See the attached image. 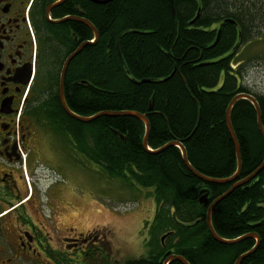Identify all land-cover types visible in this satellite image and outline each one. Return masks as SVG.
<instances>
[{
	"label": "trees",
	"instance_id": "1",
	"mask_svg": "<svg viewBox=\"0 0 264 264\" xmlns=\"http://www.w3.org/2000/svg\"><path fill=\"white\" fill-rule=\"evenodd\" d=\"M88 3L93 6L89 14ZM80 6L99 39L69 64L64 86L68 107L82 117L140 113L150 123L147 151L143 121L104 115L83 123L65 113L55 92L63 132L72 134L78 150L109 177L149 190L154 198L156 211L147 226L149 253L126 264H164L168 252L190 264H234L256 239L222 245L212 237L206 214L213 200L264 160L252 102L239 99L231 111L242 161L237 180L206 183L187 168L178 146L158 151L177 141L200 174L227 179L236 173V148L226 124L231 100L241 93L254 96L264 127V93L244 84L246 68L237 58V50L264 24V0H85ZM74 29L94 40L88 26ZM205 193L207 202L201 203ZM211 221L226 240L257 234L259 247L241 264H264V168L219 202Z\"/></svg>",
	"mask_w": 264,
	"mask_h": 264
},
{
	"label": "flooded vegetation",
	"instance_id": "2",
	"mask_svg": "<svg viewBox=\"0 0 264 264\" xmlns=\"http://www.w3.org/2000/svg\"><path fill=\"white\" fill-rule=\"evenodd\" d=\"M80 1L0 0V264H110V239L73 225L61 179L60 143L74 146L55 92L67 57L93 41L74 29L91 23Z\"/></svg>",
	"mask_w": 264,
	"mask_h": 264
},
{
	"label": "rangeland",
	"instance_id": "3",
	"mask_svg": "<svg viewBox=\"0 0 264 264\" xmlns=\"http://www.w3.org/2000/svg\"><path fill=\"white\" fill-rule=\"evenodd\" d=\"M254 36L253 41L237 50V58L246 68L244 84L255 93H264V27L258 28ZM62 134L64 137L65 133ZM72 143L74 151L71 142L61 141L60 158L62 186L77 209L76 213L72 212L73 225L80 230L87 227L89 231L95 230L93 234L101 235L104 241L105 235L110 239L106 248L110 252V264H126L147 256V226L156 211L151 191L109 177L78 150L76 140ZM97 246L101 247L102 243Z\"/></svg>",
	"mask_w": 264,
	"mask_h": 264
},
{
	"label": "water",
	"instance_id": "4",
	"mask_svg": "<svg viewBox=\"0 0 264 264\" xmlns=\"http://www.w3.org/2000/svg\"><path fill=\"white\" fill-rule=\"evenodd\" d=\"M95 2L97 3H105V2H108L110 0H94ZM75 18H72V17H68V18H64L60 21V23H64V22H67L69 20H74ZM80 22H84L93 32H94V38H95V42L99 39V32L98 30L96 29V27L89 23L88 21H85V20H82V19H79ZM233 23H235L233 21ZM220 33H221V30H219V33H218V37H217V41L220 37ZM92 43V42H91ZM88 43H83L81 44L78 49H76L73 53H71L67 59L65 60L64 62V65H63V69H62V72H61V78H60V85H59V99H60V103H61V106L63 108V110L65 111V113L70 116L71 118H74L80 122H83V123H89V122H92L94 121L95 119L101 117V116H124V115H129V116H133V117H136L138 118L139 120L143 121L145 123V126H146V134H145V138H144V141H143V146L145 147V149L147 151H150V149L148 148V137H149V133H150V123L147 119V117L145 115H142L140 113H134V112H121V113H115V112H103V113H99V114H96L95 116H92V117H82V116H79V115H76L74 112H72L70 110V108L68 107L67 103H66V100H65V95H64V86H65V77H66V72H67V69L69 67V64L70 62L73 60L74 57H76L82 50L83 48L87 45ZM239 99H247L249 101L252 102V104L254 105L255 107V110H256V113H257V124H258V128H259V131L264 139V127H263V124H262V112H261V109L259 107V104L256 100V98L254 96H252L251 94H246V93H241V94H238L237 96H235L229 106H228V109H227V112H226V124H227V127H228V130L232 136V139L234 141V144H235V148H236V154H237V161H238V167H237V171L236 173L232 176V177H229L227 179H212V178H208L202 174H200L197 170H195L189 163L188 161V158H187V153H186V150L185 148L177 141H173V142H170L169 144H167L166 146H164L162 149H160L158 152L166 149L167 147L169 146H178L181 151H182V155H183V160L187 166V168L197 177L199 178L200 180L206 182V183H212V184H226V183H230V182H233L235 180L238 179V176L241 172V169H242V161H241V153H240V145H239V142L237 140V137H236V134H235V131L233 129V126H232V121H231V111H232V107L233 105L239 100ZM264 168V160L262 162V164L259 166V168L253 173L251 174L248 178L242 180V181H239L237 183H235L230 189H228L224 194H222L221 196H219L218 198H216L211 204L210 206L208 207V210H207V216H206V222H207V226H208V229L212 235V237L214 238V240H216L218 243L222 244V245H235L237 243H240L242 241H244L245 239H248V238H255L256 239V243L255 245L249 250L247 251L246 253L240 255L234 262V264H241L242 261L244 259H246L248 256H250L252 253H254L257 248L259 247V244H260V238L257 234L255 233H250V234H247V235H244V236H241L239 238H236V239H233V240H226L222 237H220L216 231L214 230L213 228V225H212V221H211V214L215 208V206L221 202L225 197H227L235 188L239 187L240 185H242L243 183L245 182H248L249 180L255 178L257 176V174ZM204 193V191H203ZM207 197H208V194L205 193L202 195V197L200 198V202L201 203H205L207 202ZM166 236H164L162 238V241H164ZM167 258L166 260L164 261V264H169L170 261L172 260H178L180 261L182 264H190L184 257L182 256H178V255H174L170 252H168L167 254Z\"/></svg>",
	"mask_w": 264,
	"mask_h": 264
},
{
	"label": "bare ground",
	"instance_id": "5",
	"mask_svg": "<svg viewBox=\"0 0 264 264\" xmlns=\"http://www.w3.org/2000/svg\"><path fill=\"white\" fill-rule=\"evenodd\" d=\"M145 138V137H144ZM144 141V140H143ZM173 142V141H172ZM214 201V200H213ZM206 216H207V214H206Z\"/></svg>",
	"mask_w": 264,
	"mask_h": 264
}]
</instances>
